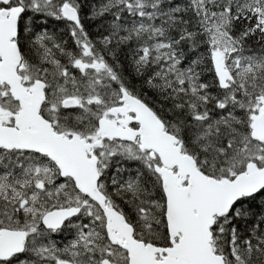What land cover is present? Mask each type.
Here are the masks:
<instances>
[{
	"label": "snow or ice",
	"instance_id": "snow-or-ice-1",
	"mask_svg": "<svg viewBox=\"0 0 264 264\" xmlns=\"http://www.w3.org/2000/svg\"><path fill=\"white\" fill-rule=\"evenodd\" d=\"M0 264H264V0H0Z\"/></svg>",
	"mask_w": 264,
	"mask_h": 264
}]
</instances>
